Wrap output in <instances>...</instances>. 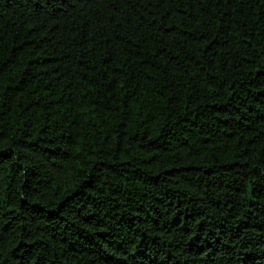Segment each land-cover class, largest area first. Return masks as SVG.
Instances as JSON below:
<instances>
[{"label":"trees","instance_id":"obj_1","mask_svg":"<svg viewBox=\"0 0 264 264\" xmlns=\"http://www.w3.org/2000/svg\"><path fill=\"white\" fill-rule=\"evenodd\" d=\"M0 264H264V0H0Z\"/></svg>","mask_w":264,"mask_h":264}]
</instances>
